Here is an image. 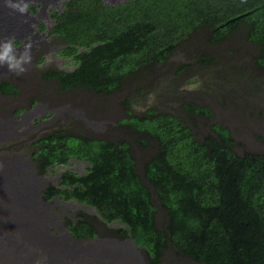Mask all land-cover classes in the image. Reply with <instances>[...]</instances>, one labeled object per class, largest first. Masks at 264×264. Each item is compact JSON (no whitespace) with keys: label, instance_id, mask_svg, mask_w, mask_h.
I'll list each match as a JSON object with an SVG mask.
<instances>
[{"label":"trees","instance_id":"obj_1","mask_svg":"<svg viewBox=\"0 0 264 264\" xmlns=\"http://www.w3.org/2000/svg\"><path fill=\"white\" fill-rule=\"evenodd\" d=\"M51 17L52 33L67 40L64 56L76 64L72 71L43 73L58 78L62 89L115 90L129 71L165 62L176 42L202 25L213 44L242 29L256 45L254 64L264 70V0H65ZM199 61L213 63L203 54ZM0 88L17 90L9 82ZM181 105L212 119L207 105ZM126 110L130 117L122 121L157 143L142 168L165 209L164 229L156 224L151 191L125 140L64 128L41 134L32 151L40 174L54 173L53 167L68 165L72 157L88 163L84 173L63 170L57 184L43 188V199L75 200L94 208L103 221L119 220L125 226L120 232L145 248L146 264H162L168 243L203 264H264V152H236L230 130L220 122L197 138L186 121L169 111L151 106L136 115ZM86 219L65 217V226L76 237L93 236L95 226Z\"/></svg>","mask_w":264,"mask_h":264},{"label":"rangeland","instance_id":"obj_2","mask_svg":"<svg viewBox=\"0 0 264 264\" xmlns=\"http://www.w3.org/2000/svg\"><path fill=\"white\" fill-rule=\"evenodd\" d=\"M51 8L54 10V6L48 8L53 13ZM39 19L45 30L51 29L53 23L50 20L45 16ZM207 34L205 25L189 32L176 42L175 49L165 62L129 71L124 75L121 86L110 92H96L82 86L62 90L57 79L42 77V72L48 69L70 71L74 68L72 58L63 56L66 39L58 36L53 39L56 44L54 55L48 51L50 45L44 43L43 50L32 52V62L36 65L28 68L22 75L9 72L3 65L5 70L0 74V82H12L11 84L15 87L17 85L18 88L7 93L0 91V121H5L17 108L28 110L36 105L39 109H44V102H47L50 108L58 110L53 111L56 114L48 120L49 122L42 119L37 121L39 114L36 113L34 119L37 125L31 128L11 127L6 133L0 132V193L2 196L8 193L1 200V204L8 203L9 193H18L17 190L21 189L20 194H17L19 209L26 211L28 199L32 197L33 203L48 216L43 230L45 239L48 235L65 234L62 228L65 226V217L72 221L87 218L96 231L93 236L83 238V243L73 246L77 257L80 253L84 255L74 264H146L145 249L137 247L133 240L120 232L118 228L123 225L119 222L103 221L94 208L75 200L53 197L52 200L41 203L38 194L42 187L50 183L57 184L59 175L65 169L84 173L88 163L72 157L67 166L53 167L54 173H51L50 169L40 174L35 166L36 160L32 158V151L37 147L33 141L41 134L56 128L110 141H127L136 162V171L142 175L141 178L151 191L156 209V224L160 229H164L167 223L165 209L160 205L142 168L143 162L157 150V143L149 134L140 133L127 125V121H122L130 117L126 109L136 115H144L145 109L151 106L160 111H169L186 121L197 138L211 131L210 124L220 122L230 130L235 140L233 148L236 152H264V70H259L252 58L256 53V45L245 39L242 29L216 44L207 41ZM202 54L210 56L213 63L211 61L202 64L199 61ZM183 64L189 65L183 68ZM187 101L209 106L212 119L188 112L181 105ZM139 139H145L147 143L144 144ZM6 181H9L8 185H5ZM1 204L0 215L3 217L5 213L3 218L6 223L1 227L2 232L0 231V264H64L62 257L70 254L64 242L59 243L64 252L56 254L49 250L52 249V243L58 245L54 241L50 242V246L48 243H32L35 248L32 247L28 236L26 237L28 234L14 226L15 224L10 225L8 221L12 215ZM79 214H82L83 218L79 217ZM27 216H31L29 211ZM106 229L109 230L107 233ZM125 241H128L127 244H122ZM49 253L51 259L47 262L45 257ZM70 259L75 260L73 256H70ZM162 264L203 263L179 253L173 244L168 243L163 250Z\"/></svg>","mask_w":264,"mask_h":264},{"label":"bare ground","instance_id":"obj_3","mask_svg":"<svg viewBox=\"0 0 264 264\" xmlns=\"http://www.w3.org/2000/svg\"><path fill=\"white\" fill-rule=\"evenodd\" d=\"M35 1V2H34ZM60 1L61 0H26L27 3H29V8L28 11L25 14H21L19 12H14L12 9L8 8L5 6V0H0V39H4L7 38L9 36H14L15 37V41H16V45L18 48H21L23 46V43L25 42V38L29 37L32 41V48H31V52H35L37 50H43V46L44 43H48V45H50L48 47V51L51 52V55H54V50H55V46L56 44L53 43V39H57L58 34L57 33H52L51 29H46L44 27V24L40 21L39 17L41 16H45V18L47 20H50L52 23L55 22V19L53 17H51L52 12H50L48 10V8H46L48 5L50 4H58V5H54V10L56 11L58 9V7H60ZM106 4H110V3H118L120 1H125V0H103ZM46 8V9H45ZM51 10H53V8H51ZM53 10V11H54ZM54 25L52 24L51 27H53ZM50 30V31H49ZM47 36V37H46ZM59 37V36H58ZM60 38V37H59ZM46 46V45H45ZM50 49V50H49ZM22 49H18V51H20ZM57 50V49H56ZM38 53V52H37ZM65 53V52H64ZM67 53V52H66ZM42 56V55H41ZM34 58V57H33ZM65 58H69V57H65ZM53 59V58H52ZM53 61V60H52ZM51 61V62H52ZM45 62V61H44ZM50 62V61H49ZM74 62V61H73ZM34 65H36L35 62H32L30 65L27 66V68H31ZM5 70L3 65H0V74ZM72 70V69H71ZM46 71V70H45ZM11 76V75H10ZM19 78V77H18ZM29 79V78H28ZM46 79V78H45ZM53 79V78H51ZM57 79L58 78H54ZM27 80V79H26ZM30 81V80H29ZM2 82H7V81H2ZM0 82V84L2 83ZM17 82V81H16ZM59 82V80H58ZM10 83V82H9ZM12 83V82H11ZM13 87H15L13 85ZM17 87V85H16ZM15 87V88H16ZM18 88V87H17ZM0 91L3 93H7L2 91V89L0 88ZM14 91V90H13ZM36 102V101H35ZM36 104V103H34ZM29 106V105H28ZM31 106V105H30ZM49 106V107H48ZM42 109H39L38 107H36V105H33L30 109L26 110V109H20L17 108L16 111H14L12 113V115L8 116L5 121L3 120L0 121V131L1 130H5V131H10L11 127L14 129H18L21 127H28L31 128L35 125H37L35 123V115L36 113H38V118L37 121L39 119H42L43 121H50V118H54L55 116V112L53 111H57V108H50V105L47 102H44V109L43 107H41ZM47 115V116H46ZM46 116V117H45ZM37 117V116H36ZM36 121V122H37ZM40 121V120H39ZM48 121V122H49ZM39 123V122H38ZM41 124V123H40ZM44 125V123H43ZM35 128V127H34ZM14 135V134H13ZM5 151V150H4ZM8 151V150H7ZM33 155V154H32ZM14 158V157H13ZM73 159V158H72ZM71 161V160H70ZM4 163V162H3ZM69 164V163H68ZM2 166V165H1ZM6 166V165H5ZM36 166V165H35ZM67 166V165H66ZM10 167V166H8ZM32 167V166H31ZM11 168V167H10ZM4 169V167H3ZM8 169V168H7ZM6 170V169H5ZM30 170V169H29ZM2 171V170H1ZM14 172V171H13ZM20 172V171H19ZM77 173V172H76ZM5 175V174H4ZM7 176V175H6ZM142 176V175H141ZM1 177V176H0ZM4 178L2 179V182ZM8 180V179H7ZM34 181V184L36 183L34 178L32 179ZM11 181V180H10ZM9 181L5 182V185H8ZM39 184H41L39 182ZM56 184V183H55ZM4 185V184H3ZM2 185V186H3ZM10 186V185H9ZM38 186V184H37ZM36 186V187H37ZM53 186V185H52ZM18 187V186H17ZM13 188V187H12ZM14 189V188H13ZM12 189V191H13ZM26 189V188H24ZM57 189V188H56ZM27 190V189H26ZM18 193H9L10 194V199L8 201V203L2 205L3 203L1 202V200L8 194V193H4V196H2V193H0V204L4 207L7 208V210L10 212V214L12 216L9 217V223L11 225L15 224V219H17V223L19 225V228L22 229L23 231L26 232V237L28 238V241L31 244V236L33 237L32 243H39L41 245H48L50 246V242L54 241L56 242L58 245H56L55 243H52V249H49L52 253L56 254L59 252H64L61 248H60V238H56L54 237L50 242H46L44 239L37 237V231H40L43 224H42V220L40 219H36L35 217V213H32L29 208L25 211V210H20L19 209V199L17 198V194H20V190H17ZM23 192V191H22ZM24 193V192H23ZM39 193H42L41 191H39ZM22 195V194H21ZM29 195V194H28ZM22 197V196H21ZM27 197V196H26ZM6 199V198H5ZM31 197L28 199L30 200ZM23 200V199H22ZM6 201V200H5ZM27 205V204H26ZM24 208V207H23ZM28 211L31 213V216H27L28 215ZM5 216V213L3 215V217ZM0 215V231H1V227L4 226V223H6V220ZM83 218V217H82ZM26 219V220H25ZM67 220V219H66ZM76 221V220H75ZM89 222V221H88ZM110 222H116V223H120L121 222L119 220H113ZM90 223V222H89ZM92 224V223H91ZM93 225V224H92ZM123 225V224H122ZM103 227H105L103 225ZM107 227V226H106ZM121 227H124L121 226ZM120 227V228H121ZM114 228V227H113ZM120 228H118L120 230ZM110 229V228H109ZM106 233L107 231H109L108 229L105 230ZM2 232V231H1ZM41 232V231H40ZM111 232V231H110ZM113 232V231H112ZM45 233V232H44ZM102 233V232H100ZM97 234V232H96ZM113 234V233H112ZM2 235V234H1ZM110 235V234H109ZM101 236V235H98ZM75 238H80V237H76ZM82 237L81 240H84ZM113 239H118L115 237H111ZM127 238L131 239L130 236H127ZM109 239V238H108ZM91 240V239H90ZM132 240V239H131ZM128 241L122 242V244H127ZM101 246V245H100ZM30 247V246H29ZM28 247V248H29ZM62 247V246H61ZM137 247L140 248H144L141 245H138ZM40 248V247H38ZM63 248V247H62ZM74 248V247H73ZM101 248V247H100ZM97 249V248H96ZM103 249V248H102ZM120 249V248H119ZM145 249V248H144ZM68 250V249H67ZM75 251V250H74ZM37 253V252H36ZM66 253V252H65ZM63 254V253H62ZM116 254V253H115ZM46 256L51 259V254H46ZM107 256V255H106ZM140 259V258H139ZM60 261V259H59ZM58 262V261H57Z\"/></svg>","mask_w":264,"mask_h":264},{"label":"clouds","instance_id":"obj_4","mask_svg":"<svg viewBox=\"0 0 264 264\" xmlns=\"http://www.w3.org/2000/svg\"><path fill=\"white\" fill-rule=\"evenodd\" d=\"M64 1L65 0H61L60 1V4H59L60 5V8L57 9L56 11H59V10H61L63 8V2ZM54 5H58V4H50L46 8H48L49 6H54ZM5 6L8 7V8H10V9H12L14 12H19L21 14H25L28 11V8H29L30 5H29V3L26 2V0H5ZM61 38H63V37H61ZM66 44H67V40H66ZM31 48H32V41H31V39L29 37H26L25 38V42L23 43V46L21 48H18L17 47L14 36H9L7 38L0 39V65L6 66L8 68V70H9V72L15 73L16 75H22L23 73H25L28 70L27 66L32 63V52H31ZM18 49H22V50L18 51ZM64 57H68V56H64ZM75 67H76V64L74 62V68ZM72 70H70V71H72ZM47 71L48 70H46L44 72H47ZM63 71H66V70H63ZM44 72H42V77H43V73ZM74 87H76V86H74ZM68 88H73V87H68ZM68 88H65V89H68ZM60 89H62V88L60 87ZM65 89H62V90H65ZM11 92H13V91H11ZM0 132H3L4 133L5 130H1ZM43 188L44 187H42L40 189V191L42 193H39L38 194V197H40V200L42 201L41 203L48 202V201L52 200V198H53L52 197L51 199L44 200L43 199ZM55 198L56 197H54V199ZM83 204H85V203H83ZM85 205H87V204H85ZM26 206L29 208V210L32 213H35L36 219L42 220L43 226H42V228L40 230L41 232L40 231H37L36 232L37 233L36 234L37 237L44 239L46 242H50L54 237L60 238L59 240L62 242V244H63V242L65 243L66 250L67 249L70 250V254L69 255H66V256L64 255L62 257V260H63L64 264H74V262L77 261V259L79 257H82V256L84 257V255H82L81 253L77 257L76 256V252L73 251L75 249V248H73V246H75L76 244H81L84 241L83 240L80 241L81 240L80 238H75V236L72 233H70V231L67 229L66 226H62V228L65 230V234L60 233V234H58V236L53 235V234L52 235H48L47 234L48 236L45 239L44 238L43 230L46 227V223L48 221L47 214L43 210H40V208L37 206V204H34L33 203L32 197H31L30 200H28V203H27ZM87 206L90 207V208H92L89 205H87ZM14 226H16L17 228H19V225H18L17 222L15 223ZM8 229H10V228H6V230H8ZM32 240H33V237L31 236V245H32ZM32 247H34V246L32 245ZM70 256H73V258L75 260H71L70 259ZM45 260L47 262H50V259L48 257H45Z\"/></svg>","mask_w":264,"mask_h":264}]
</instances>
